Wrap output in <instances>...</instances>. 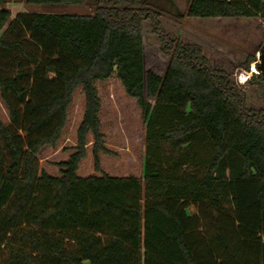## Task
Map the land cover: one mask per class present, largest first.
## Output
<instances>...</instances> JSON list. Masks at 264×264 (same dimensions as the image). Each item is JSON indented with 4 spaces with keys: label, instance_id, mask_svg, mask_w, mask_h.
Instances as JSON below:
<instances>
[{
    "label": "trees",
    "instance_id": "16d2710c",
    "mask_svg": "<svg viewBox=\"0 0 264 264\" xmlns=\"http://www.w3.org/2000/svg\"><path fill=\"white\" fill-rule=\"evenodd\" d=\"M93 1L85 15L10 20L0 8L8 117L0 120V264H264V80L237 81L258 66L264 42L255 53L233 45L223 60L171 37L162 22L258 19L264 32V0H189L185 14L173 0ZM145 23L161 73L145 68ZM112 77L145 126L141 177L102 170L101 156L116 154L101 131L96 84ZM77 92L75 144L61 148L70 153L51 175L38 156L59 147ZM89 156L92 173L77 175Z\"/></svg>",
    "mask_w": 264,
    "mask_h": 264
},
{
    "label": "rangeland",
    "instance_id": "374dc122",
    "mask_svg": "<svg viewBox=\"0 0 264 264\" xmlns=\"http://www.w3.org/2000/svg\"><path fill=\"white\" fill-rule=\"evenodd\" d=\"M189 0H173L177 8L182 14H185L187 3ZM94 1L87 0L81 6H42V5H29L25 0H5L0 8L6 9L10 12L12 20L18 13H65L72 15H85L91 14L94 11ZM163 25L169 35L173 38H179L185 43L197 42L204 50L205 55L214 54L219 52L220 55L216 58L227 59L229 51L234 46H238L250 52H256L264 42V32L258 29L256 22L251 21L250 26L241 28L242 22L239 27L236 22L230 21H213L201 19H186L185 25L181 28L172 21L163 18ZM7 25L3 28L5 30ZM247 39V43L241 44L242 38ZM224 41L221 46L227 44L229 47L216 46V42ZM144 40L145 52L144 62L147 70L161 73L165 61L158 54L159 44L156 37L151 34L149 23L144 25ZM215 44V45H214ZM234 45V46H233ZM231 49V50H230ZM223 57V58H222ZM214 58V59H216ZM220 59V61H221ZM223 59V60H224ZM229 60V59H227ZM218 64L225 65V61ZM232 73L230 68L227 69ZM96 89L100 98V112L99 118L101 121V131L105 137L106 146L116 154V156H101L102 170L111 175L126 176L133 175L136 177L142 176L143 161H144V129L138 108L134 100L125 96L123 89L115 77L103 83H97ZM251 91L248 90V94ZM255 95H250L251 102H254ZM83 112V100L80 93H76L73 103L68 110L67 125L63 134V138L59 143V147L55 150L44 149L40 152L38 159L40 168L45 170L51 175H58V170L53 164L65 160L69 152H61V148H70L75 144V131L81 121ZM0 120L3 124L8 123L6 110L0 101ZM90 151V144L88 145ZM85 160V161H84ZM81 163L77 175L92 173V160L91 157H86ZM189 214L195 213V208L190 207Z\"/></svg>",
    "mask_w": 264,
    "mask_h": 264
},
{
    "label": "built area",
    "instance_id": "2783aa9c",
    "mask_svg": "<svg viewBox=\"0 0 264 264\" xmlns=\"http://www.w3.org/2000/svg\"><path fill=\"white\" fill-rule=\"evenodd\" d=\"M256 63L259 64V55H256ZM259 72L257 71L256 65L252 66L248 72L246 71H240L237 76L238 83H244L247 81L252 75H258ZM264 243V241H263Z\"/></svg>",
    "mask_w": 264,
    "mask_h": 264
},
{
    "label": "crops",
    "instance_id": "0c3cea01",
    "mask_svg": "<svg viewBox=\"0 0 264 264\" xmlns=\"http://www.w3.org/2000/svg\"><path fill=\"white\" fill-rule=\"evenodd\" d=\"M215 21H220V22L221 21H230V22H233V23L236 22L238 27H239L240 22H242V24H240L241 28H245L247 25L248 26L253 25V24H251V21H254L258 25V29L262 30V24H261V22L258 19H251V20H215ZM246 41H247V39L244 38V37H243V39L240 40L241 44H243V43L245 44Z\"/></svg>",
    "mask_w": 264,
    "mask_h": 264
},
{
    "label": "water",
    "instance_id": "95a60500",
    "mask_svg": "<svg viewBox=\"0 0 264 264\" xmlns=\"http://www.w3.org/2000/svg\"><path fill=\"white\" fill-rule=\"evenodd\" d=\"M257 71L262 76V79L264 80V49L261 51L259 55V64L257 66Z\"/></svg>",
    "mask_w": 264,
    "mask_h": 264
}]
</instances>
